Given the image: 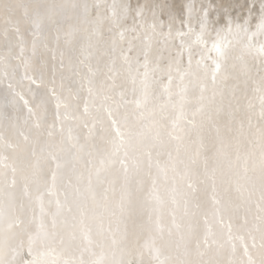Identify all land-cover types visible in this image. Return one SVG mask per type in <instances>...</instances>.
Instances as JSON below:
<instances>
[{"label": "snow or ice", "instance_id": "snow-or-ice-1", "mask_svg": "<svg viewBox=\"0 0 264 264\" xmlns=\"http://www.w3.org/2000/svg\"><path fill=\"white\" fill-rule=\"evenodd\" d=\"M81 7L86 20L91 14L88 5L0 0V33L9 55L13 41L20 47L15 58L23 68L22 80L47 89L37 96L29 87L30 102L8 84L12 99L7 103L18 114L0 123V264H21L17 257L25 247L30 259L23 264H132L125 259L132 251L138 264H264V42L255 43L264 38V0L243 5L247 15L238 18L242 22H234L227 8L215 21L204 10L198 32L188 24L187 32L176 33L189 40L181 39L166 68L150 60L147 35L143 60L138 55L133 66L122 47L125 33L118 19L134 12L136 21L146 11L154 20L165 13L172 19V5L142 4L133 9L125 4L119 6V14L117 5L108 6L109 30L116 29V35L103 51L99 12L96 27L84 29L83 35L71 23L68 10ZM187 8L191 19L193 6ZM46 24L55 31L58 45L63 39L61 71L67 56L68 71L80 85L78 91L69 88L67 97L62 95L63 76L58 93L55 78L51 87L42 77L38 81L30 75L31 61L24 58L21 25L28 26L34 37L35 55L36 39ZM148 27L156 32L155 22ZM138 38L139 34L132 39ZM197 48L199 59L194 60ZM117 49L126 66L123 72L115 67L112 54ZM105 57L106 71L100 67ZM255 64L259 67L253 76ZM157 73L166 76L167 83ZM100 75L103 79L97 83ZM118 77L122 83H117ZM156 84L162 86L159 95ZM250 85L259 100L258 112L248 97ZM85 89L82 117L75 114L78 105L70 116L71 102L79 101V91ZM17 97L26 114H19ZM50 102L56 110L51 123ZM69 119L88 128L89 138L99 125L102 145L96 153H88L98 155L99 163L88 169L87 176L76 166L84 145L72 127L65 135L64 123ZM213 131L205 145L204 134ZM162 154L167 155L163 162ZM145 157L152 187L141 201L128 187V176L130 169L137 175L144 171ZM120 171L124 183L118 191L117 180L106 179L105 174L115 176ZM105 183L108 187L98 200L97 187ZM169 203V219H165L163 209ZM240 210L242 215H237ZM137 215L139 222L134 221L130 232L128 221Z\"/></svg>", "mask_w": 264, "mask_h": 264}, {"label": "bare ground", "instance_id": "bare-ground-1", "mask_svg": "<svg viewBox=\"0 0 264 264\" xmlns=\"http://www.w3.org/2000/svg\"><path fill=\"white\" fill-rule=\"evenodd\" d=\"M47 3H57V4H65V5H88L90 6V16L85 20L83 16V8L77 9H69V14L73 16L71 23L74 26L80 29V34H84V29H88L91 31L93 28L96 27V14L99 12L100 17L102 19V24L99 26L100 32L103 34L104 37V44L100 46V51H103L105 44L111 43V38L116 35V29L109 30L112 26L110 23V9L108 6L113 4L117 5V12L120 13L121 9L119 8L120 5H130L133 9H135L138 5L142 4H164L167 3L172 5V15L174 18L170 19L167 13L159 15L158 18L155 20L151 15V11H146L144 17L142 19L137 18L136 21L133 20V16L135 15L134 12L130 13L127 18L125 19H118V23L120 25V29L125 33V41L122 45L124 51L132 58L133 66L135 67V59L139 55L140 60H143V49L145 44V36L151 38V53H150V60L153 64L159 63L162 68H166L169 58L175 57L177 51L180 47L181 39H184L186 42L189 40L188 37H180L177 36L176 33L178 31L187 32L188 24H191L195 30L199 31V18L203 15L204 10L208 11V18L210 21H215L218 16H222L224 14V9H228V14L233 15L234 22H242L239 20V17H242L241 11H244V16L247 15L246 8L242 7L246 3H251V0H44ZM95 3V4H94ZM102 3V5H99ZM193 6V11L191 14V19L189 18V12L187 5ZM96 6H99L98 8ZM107 6V10L104 11V8ZM103 10V11H102ZM79 16L80 20L78 21L76 17ZM183 21L184 23H181ZM156 23L157 28L156 32L153 33L152 30L148 27L152 23ZM162 22V25H161ZM222 23V22H221ZM141 24H143V28H141ZM219 27L220 25H216ZM66 27V25H65ZM169 27H171V36H167L169 32ZM135 29V31H133ZM21 31L24 36V58L29 59L32 64V71L30 75H33L38 81L43 78L45 84L48 87L53 86L52 81L55 78V87L58 93L61 92V77L63 76V84L64 89L62 95L67 97L68 96V89L72 88L73 91H78L80 88L79 83L76 82V77L73 76L67 68L68 59L67 56L65 57L64 64L65 68L61 71L60 67V50L64 47L63 46V39H61L60 44L58 45L55 39L56 33L54 30L50 28L47 24L42 29L39 38L36 39V49L35 55H33L32 50V42L34 37L31 35L30 31L28 30V26L21 25ZM139 34L138 39H132L134 36ZM62 35V32H61ZM118 39V37H117ZM194 39V37H192ZM129 41H131L132 47L134 49L130 52L129 51ZM264 42V38H257L255 43L259 45V43ZM45 44H47V48H45ZM199 49H194V60L199 59V55L197 54ZM55 54V59H53V55ZM99 53H97L98 55ZM116 58L115 67L120 70L124 71L125 65L123 64L122 57L120 55L119 49L115 53L112 54ZM20 56V47L16 46L15 41H13V46L11 48V54L9 55L8 45L4 41L2 33H0V123H6L9 118H15L18 114L17 111L10 106L7 101L12 99L11 91L8 89V84L12 83L16 89V91H22L25 95V98L32 102V95H28L26 92L28 91L29 94V87H31L32 92H36L37 96L46 92V88L37 89L35 85L29 86V82L26 80H22L23 77V68L20 66V61L17 60L15 57ZM188 56L185 52L182 58V64L186 68L187 67ZM108 62V58H104V62L100 64L101 69L106 71L104 68V63ZM250 63L254 64L255 62L250 61ZM92 66L95 68L97 67L96 59L92 60ZM258 64L252 68L253 76L256 75V70L258 68ZM86 71V69H85ZM143 71V69H141ZM7 72L8 75L5 76L4 73ZM157 76L160 77V74L157 73ZM164 83H167V77L163 76L160 77ZM258 78V77H257ZM103 79V76L100 75L97 77V83ZM27 82V83H26ZM123 78L118 77L117 83H122ZM178 78L174 81L173 90H175V84L178 83ZM231 83V82H230ZM251 85L248 90V97L252 99V102L256 105L257 112L259 110V100L256 98V94L252 92ZM157 95L160 94L162 90V86L160 84L155 85ZM26 93V94H25ZM80 100L79 101H72V108L69 110V115L71 116L78 105V111L75 112L76 115L82 117L83 107H84V99L87 98V91H79ZM17 104L16 108L19 109V114L23 115L26 114V109L23 107V102L19 101V98H16ZM243 104H247V100L242 101ZM55 106L54 102H50L48 105V116L47 120L49 123L53 121L54 113H55ZM64 110L61 109V114L63 115ZM89 128L92 127L93 121L91 118L88 119ZM59 126V124H58ZM65 126V135H67V128L72 127L73 135L78 137L79 143L84 145V149L79 153V159L76 161V166L80 170L84 171L85 176H87V171L89 168H92L93 165H98L99 163V156L96 155L94 157H89V151L93 153L97 152V147L102 145V142L99 140V125L96 126L94 130L92 138L88 136V128H84L80 121L71 120L69 119L64 123ZM214 131L211 133H206L203 136V140L205 145L210 144V138L214 137ZM196 137L193 136V139ZM195 147V146H193ZM162 153L165 152V149L161 150ZM159 159L161 162L167 160V155L162 154ZM90 160L92 161L90 163ZM156 156L155 150L153 152V164H155ZM119 168V165L116 166ZM152 173L155 174L156 169L153 167L151 169ZM147 158L145 157V168L144 171L140 174H135L131 171L129 172L128 180L129 185L128 187L131 189L133 196H139L141 201L144 200L145 196H147L148 192L150 191L152 184L151 179L147 176ZM106 179H113L117 180L116 187L119 191L120 187L124 183V174L122 171L115 174V176L111 174H105ZM108 184L105 183L97 187V199L100 200L103 196L104 188H107ZM140 188L141 191L137 193L136 189ZM211 205L209 204V208ZM171 208L170 203L165 206L163 209L165 219H169L168 212ZM237 215H242V210L236 213ZM146 219V217H144ZM139 222V216H134L131 220L128 221L129 230L131 232L133 228V223ZM225 223H227V217H225ZM202 237L203 232H200ZM18 244V241L16 242ZM30 257L27 253V248L23 250L20 256L17 257V260L23 264L24 260H28ZM125 259H130L132 264H138L137 256L135 251H132L130 255H125Z\"/></svg>", "mask_w": 264, "mask_h": 264}, {"label": "water", "instance_id": "water-1", "mask_svg": "<svg viewBox=\"0 0 264 264\" xmlns=\"http://www.w3.org/2000/svg\"><path fill=\"white\" fill-rule=\"evenodd\" d=\"M94 4H95V3H94ZM99 5H102V3H100ZM106 10H107V6L104 8V11H106ZM102 11H103V10H102ZM244 11H245V10H242V11H241L242 16H244V15H243V14H244ZM230 17L233 18V15H230ZM222 23H223V21H222ZM26 83H27V82H26ZM26 93H27L28 95H30V96L32 95V94H29L28 91H27ZM26 93H25V94H26Z\"/></svg>", "mask_w": 264, "mask_h": 264}, {"label": "rangeland", "instance_id": "rangeland-1", "mask_svg": "<svg viewBox=\"0 0 264 264\" xmlns=\"http://www.w3.org/2000/svg\"><path fill=\"white\" fill-rule=\"evenodd\" d=\"M134 47H135V46H133V47L131 48L130 52L134 49Z\"/></svg>", "mask_w": 264, "mask_h": 264}]
</instances>
